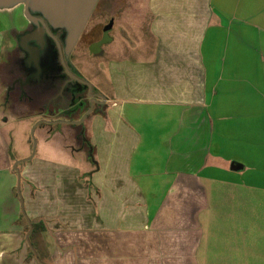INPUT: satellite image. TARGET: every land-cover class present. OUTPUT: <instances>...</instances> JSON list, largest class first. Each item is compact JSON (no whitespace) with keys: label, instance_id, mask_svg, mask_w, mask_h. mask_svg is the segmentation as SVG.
Instances as JSON below:
<instances>
[{"label":"crops","instance_id":"0c3cea01","mask_svg":"<svg viewBox=\"0 0 264 264\" xmlns=\"http://www.w3.org/2000/svg\"><path fill=\"white\" fill-rule=\"evenodd\" d=\"M148 9L152 43L121 35L141 55L104 52L109 90L82 138L90 166L30 156L25 128L0 110V264H41L28 232L45 264H252L264 231V0ZM3 22L0 107L36 109L42 93L29 98L9 74L20 55Z\"/></svg>","mask_w":264,"mask_h":264},{"label":"rangeland","instance_id":"374dc122","mask_svg":"<svg viewBox=\"0 0 264 264\" xmlns=\"http://www.w3.org/2000/svg\"><path fill=\"white\" fill-rule=\"evenodd\" d=\"M106 4L108 6L109 14H115L113 15L115 19L113 28L109 32L112 39L103 44V51L105 52V50L108 51L111 48H118L119 51L117 50L113 55H141L142 52H139L138 50H126L123 45L124 41L122 40V36H127V39L129 40L125 43H152L148 32L150 22L148 0H106ZM22 6V4H18L15 8L10 9V11L4 10L3 12H0L6 30L4 37L6 40L8 39V41L11 40V35L6 27L10 24L20 27L26 22V18L21 10ZM96 22V19L91 21L88 28H91ZM93 30H99V27L94 28ZM85 37L76 44L69 57H66L65 55L62 61L60 55L59 61L61 66L64 68L67 67L65 69L66 73L70 72L69 70L74 71L75 74L80 77L81 81H84L90 89H93L94 95L100 97L101 94L106 95L109 90L105 67V55L103 51V54L92 52L88 46L89 37ZM14 43H16L15 39ZM121 44L123 48L121 47ZM59 61H54V63L58 64ZM5 71L6 69H4L2 64L0 67V73L3 75V72ZM49 93L50 89L44 90L43 94L35 99L37 110L33 108L31 103L28 107L18 104L12 110L10 109V106L2 103V106L0 107L1 114L10 118V120L12 119L9 126H16V124H18L17 126L25 128V136L30 142V156L42 155L49 158L69 161L71 163L74 162L83 167L84 165L90 166V159L85 157L86 150L81 137L78 134L77 128L74 129L72 126L67 125V123H63L61 127L55 122H48L49 124L46 123V121L52 120L54 117L58 116L57 112H54L53 115L52 113H46L45 116H42V113L37 115V111L40 109V99H42L43 103L46 105ZM60 96L62 97L63 94L61 93ZM56 102L59 103V98ZM32 108L36 110V114L33 113L35 110H32ZM81 113L82 109L76 113L74 118L79 117ZM33 115L37 116L34 117ZM61 117L64 116L62 115ZM22 119L25 120L20 122L19 120ZM255 229L250 249V255L253 258L252 264H264V231L263 229H259V227ZM260 234L263 235L260 236Z\"/></svg>","mask_w":264,"mask_h":264},{"label":"flooded vegetation","instance_id":"af4514ba","mask_svg":"<svg viewBox=\"0 0 264 264\" xmlns=\"http://www.w3.org/2000/svg\"><path fill=\"white\" fill-rule=\"evenodd\" d=\"M22 11L24 14V6H22ZM29 12L32 18L28 19L24 15L26 22L18 30L13 29L14 31L9 41L12 46H16L20 55L15 56V59H13L9 74L13 75L15 81L18 79L23 83L27 82L22 88H26L29 98L33 89H37L42 94L44 90L50 89L46 105L43 103L42 116H45L46 113H52L53 115L54 112H57L58 116L46 121V123L55 122L59 126L67 123L74 129L77 128L80 135V133H84L85 124L91 114L104 107L105 98L102 94L100 97L94 95L93 89H90L84 81H81L74 71L68 69L70 72L66 73L65 69L67 67L61 66L59 46L63 47V30L51 27L39 12L33 10H29ZM113 15L115 14H109L108 12L106 0H97L72 51L76 44L86 36L89 37V47L101 41L96 53L103 54V44L111 39L109 32L113 28L115 19ZM94 19L97 22L91 28H88L89 23ZM97 27H99V30H93ZM24 37H27L26 41L23 40ZM14 39L16 43H14ZM23 45L27 48L38 50L39 71L35 66L33 53L26 50ZM56 59L59 61L58 64L54 63V61H57ZM29 60L30 63H28ZM61 93L63 94L62 97L60 96ZM58 98L59 103L56 102ZM81 109V115L74 118ZM62 115L64 117H61ZM82 138L84 139V137ZM82 138L81 140H83Z\"/></svg>","mask_w":264,"mask_h":264},{"label":"water","instance_id":"95a60500","mask_svg":"<svg viewBox=\"0 0 264 264\" xmlns=\"http://www.w3.org/2000/svg\"><path fill=\"white\" fill-rule=\"evenodd\" d=\"M96 2L97 0H0V8H12L18 4H22L24 6V15L26 18H32L29 10H33L39 12L51 27L62 29L64 32L63 47L61 48L59 46V49L61 60L63 61L64 56L66 55V57H68L72 51ZM26 38L27 37H24L23 40L26 41ZM100 43L92 45L90 50L96 53ZM23 47L33 53L34 63L39 71L38 50L27 48L24 45ZM28 63H30V60ZM29 227L30 231L32 228L31 223H29ZM28 234L29 232L25 237L26 242L36 259L42 263L30 242Z\"/></svg>","mask_w":264,"mask_h":264},{"label":"trees","instance_id":"16d2710c","mask_svg":"<svg viewBox=\"0 0 264 264\" xmlns=\"http://www.w3.org/2000/svg\"><path fill=\"white\" fill-rule=\"evenodd\" d=\"M80 136H81V138L82 137H84L85 138V136H84V134L83 133H80ZM88 159H90L89 157H88ZM32 226H33V231H35V229L36 228H42V229H44V226H43V224H42V222L41 221H39V222H36V223H33L32 222ZM27 228H28V226H27ZM32 250L31 249H29V252H30V255H32L33 256V254H32V252H31ZM42 261V260H41ZM41 264H45V262H43L42 261V263Z\"/></svg>","mask_w":264,"mask_h":264}]
</instances>
